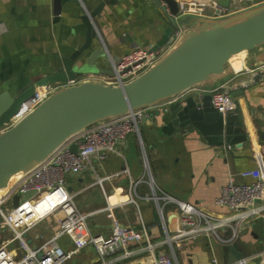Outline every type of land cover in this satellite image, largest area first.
<instances>
[{
    "label": "crops",
    "instance_id": "crops-1",
    "mask_svg": "<svg viewBox=\"0 0 264 264\" xmlns=\"http://www.w3.org/2000/svg\"><path fill=\"white\" fill-rule=\"evenodd\" d=\"M199 1L216 2L222 8L234 10L227 20L241 19L264 10V0H256L257 4L249 8H241L238 0ZM55 5V0H0V95L9 92L13 96L30 81L56 71L64 58L84 45L87 25L82 16L86 12L97 11L93 22L98 33L92 48L81 57L92 69L86 75L104 74L99 72L102 67L111 69L110 62L105 60L107 55L120 59L135 47L151 50L169 26L167 16L152 0H64L58 16ZM207 11L212 13L210 8ZM205 19L218 18L180 17L178 39L194 23ZM95 50L100 53L91 59L90 54ZM263 63L264 45H261L253 51L235 55L224 75L210 76L180 95H209L211 90L232 78L235 83H245L249 79L245 69ZM233 94L227 112L239 107L242 109L252 139L249 143H241V147L218 149L208 144L193 125L184 130L167 131L162 114L170 100L167 99L144 109L140 134L130 133L119 143V153L109 154L96 172L86 170L79 175H69L67 188L75 193L78 208L87 215L88 233L111 235L112 220L106 208L112 205L116 218L122 224L137 230L145 227L156 250L169 251L167 234L176 235L179 226L172 213L174 206L170 204L164 206L163 221L153 198L155 191L158 196L167 194L219 216L226 211L215 201L231 175L236 176L237 182H248L250 179H244L238 173L259 168L264 178V139L261 138L264 135V82L256 81ZM145 156L150 172L144 165ZM150 175L154 187L150 184ZM109 176L113 177L107 178ZM131 180L138 181L136 194L141 203L143 225L136 207L126 202ZM161 203L163 205V201ZM50 219L51 224L45 233L34 232L35 227L30 232L31 247L53 235L56 224L54 219ZM220 234L225 239L232 238L229 228L222 229ZM65 238L69 244L62 246L71 250L73 238L64 235L60 239ZM234 242L246 251L248 257L244 260L248 263L254 264L257 255L264 260V218L258 217L242 225ZM147 244L144 240L131 244L127 249H118L105 257V264H154ZM229 244L212 235L201 234L175 243L174 247L180 264H215L213 259L217 264H227L224 251ZM66 264L103 262L94 247L89 245Z\"/></svg>",
    "mask_w": 264,
    "mask_h": 264
},
{
    "label": "built area",
    "instance_id": "built-area-1",
    "mask_svg": "<svg viewBox=\"0 0 264 264\" xmlns=\"http://www.w3.org/2000/svg\"><path fill=\"white\" fill-rule=\"evenodd\" d=\"M177 3L178 17L193 15L223 18L235 12L229 8L220 7L216 2L177 0ZM256 4V0H238L241 8L253 7ZM209 8L212 9L211 14L207 11ZM180 32L177 30L169 43L156 51L135 47L123 55L118 64L112 61L115 73L113 76L90 73L74 80L38 88L33 97L22 103L19 112L12 120L0 127V133L22 120L59 89L74 86L83 81H100L115 86L136 79L154 66L176 44ZM245 72L249 77L247 82L238 84L233 82L232 78L210 91L211 103L219 113H227L235 90L243 89L256 81L264 82V63L247 68ZM144 114V109L135 110L89 126L69 138L40 164L21 175L0 192V264H66L80 250L89 245L94 247L99 259L105 264L104 259L108 254L121 248L127 249L131 244L144 240L148 243L147 248L152 254L154 264H180L174 247L175 243L179 244L185 239L206 234L231 244L242 225L258 217L264 218V178L261 169L254 168L238 173V176L250 179L248 182H237L235 175L229 177V181L222 188L221 195L215 201L218 207L226 211V214L219 216L167 194L158 196L154 189L153 198L163 221H165L164 206L170 204L175 209L172 213L179 227L176 235L167 234L169 251H157L145 227L137 230L122 224L116 218L112 205L106 208L112 220L111 235L105 237L101 234L88 233L87 215L78 208L75 193L67 188V177L79 175L86 170L96 172L97 167L102 165L109 154L119 153V143L130 133L140 134V122ZM74 143L78 148L77 153L70 150ZM144 165L150 172L146 156ZM98 180L101 181V178L99 177ZM149 181L153 186L151 175ZM137 183L138 181L131 180L126 202L136 207L139 220L143 225L141 203L136 194ZM15 195H19L17 207L13 202ZM49 218L54 219L56 224L53 235L31 247L33 243L29 241L30 232L39 223ZM225 228L232 230V238L225 239L221 236L220 231ZM5 234L7 239L4 238ZM64 235H71L73 238L74 246L71 250H66L58 243V239ZM16 241H19L26 251L23 256L10 248V244ZM213 263L217 264V260L213 259ZM247 263L248 261L243 259L235 264Z\"/></svg>",
    "mask_w": 264,
    "mask_h": 264
},
{
    "label": "water",
    "instance_id": "water-1",
    "mask_svg": "<svg viewBox=\"0 0 264 264\" xmlns=\"http://www.w3.org/2000/svg\"><path fill=\"white\" fill-rule=\"evenodd\" d=\"M62 1L55 0L56 16L60 13ZM152 1L167 16L169 23L151 49L156 51L169 43L178 30L180 17L176 0ZM96 14L95 10L84 13L86 41L64 58L56 71L30 81L13 96L9 92L0 95V127L12 120L22 103L33 97L38 88L83 75V68L89 64L81 57L92 48L98 34L93 22ZM230 16L194 23L185 34L182 32L176 44L154 66L126 84L114 86L100 81H83L47 97L26 117L0 133V189L9 186L13 175L30 171L69 138L89 126L167 99L170 100L162 111L167 131L184 130L193 125L208 144L218 149H234L241 147V143L251 142L240 107L222 114L213 107L210 95H180L210 76L224 75L235 55L264 45V10L241 19L227 20ZM97 53L100 51H93L90 58ZM120 59L107 55L105 60L110 62L111 69L102 67L99 72L113 76L112 61L118 64ZM261 138L264 139L263 134ZM70 150L77 153V145L72 144ZM13 202L17 207L19 195L14 196ZM224 252L227 264L248 257L237 242L227 245ZM255 258L254 264H264L261 255Z\"/></svg>",
    "mask_w": 264,
    "mask_h": 264
},
{
    "label": "rangeland",
    "instance_id": "rangeland-1",
    "mask_svg": "<svg viewBox=\"0 0 264 264\" xmlns=\"http://www.w3.org/2000/svg\"><path fill=\"white\" fill-rule=\"evenodd\" d=\"M91 70L92 69L90 67H84L83 68V75H86V73L91 72ZM102 72L103 73H106L104 71H102ZM50 220L51 219L49 218V219H47L45 221H42L40 224H38L35 227L34 232L45 233L46 230H47V227H49L50 224H51L50 223ZM4 238L7 239V235L6 234L4 235ZM48 238H50V236ZM58 243L61 244V245H63L64 247L65 246L67 247V244H69V241H68L67 238H65V239H58ZM10 248L13 249V250H16L19 253L20 256H23L26 253V251L24 250V247L22 246V244L19 241H16V242H13L12 244H10Z\"/></svg>",
    "mask_w": 264,
    "mask_h": 264
},
{
    "label": "bare ground",
    "instance_id": "bare-ground-1",
    "mask_svg": "<svg viewBox=\"0 0 264 264\" xmlns=\"http://www.w3.org/2000/svg\"><path fill=\"white\" fill-rule=\"evenodd\" d=\"M14 119H16V118H14ZM20 175H21V172H18V173H16L15 175H13V176L10 178L8 185H11L13 182H15V181L20 177ZM6 188H7V187L1 188V189H0V192L4 191Z\"/></svg>",
    "mask_w": 264,
    "mask_h": 264
}]
</instances>
